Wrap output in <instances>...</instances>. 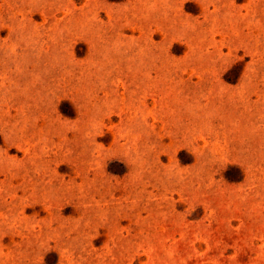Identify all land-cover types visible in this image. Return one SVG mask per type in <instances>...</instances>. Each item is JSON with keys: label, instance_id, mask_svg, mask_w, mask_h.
I'll return each mask as SVG.
<instances>
[{"label": "rangeland", "instance_id": "374dc122", "mask_svg": "<svg viewBox=\"0 0 264 264\" xmlns=\"http://www.w3.org/2000/svg\"><path fill=\"white\" fill-rule=\"evenodd\" d=\"M0 264H264V0H0Z\"/></svg>", "mask_w": 264, "mask_h": 264}]
</instances>
